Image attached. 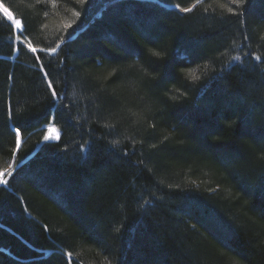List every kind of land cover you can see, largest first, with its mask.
Here are the masks:
<instances>
[{
  "label": "trees",
  "instance_id": "obj_1",
  "mask_svg": "<svg viewBox=\"0 0 264 264\" xmlns=\"http://www.w3.org/2000/svg\"><path fill=\"white\" fill-rule=\"evenodd\" d=\"M0 5V264H264V0Z\"/></svg>",
  "mask_w": 264,
  "mask_h": 264
},
{
  "label": "snow or ice",
  "instance_id": "obj_2",
  "mask_svg": "<svg viewBox=\"0 0 264 264\" xmlns=\"http://www.w3.org/2000/svg\"><path fill=\"white\" fill-rule=\"evenodd\" d=\"M88 0H80V3L84 4V3H87ZM247 2V0H233V3L234 4H239V5H244L245 3ZM175 7L180 10V11H183L184 13H188L190 11H192L191 8H182L180 7L179 4H176ZM229 12L233 11L231 8L228 9ZM4 13H5V16L6 18L11 21V22H14L15 24V27L16 29L18 30L19 34L16 36V39L18 41H20V44L21 45H24L25 42L23 40H21V36L23 35V32L25 31V29L21 26V21L20 20H15L14 17L12 16V14L10 12H8L7 9H4ZM242 14V13H240ZM77 16L80 15L79 12L76 13ZM114 25L118 24V20L114 21L113 22ZM69 27H71V25H69ZM124 40V37L123 35L116 29H114V41L113 42H117V41H123ZM126 43V41H125ZM26 47L28 48V50L33 53V54H36L38 51L40 52H43L44 49H37L36 47H33V45L31 44V42H28L26 44ZM59 46H57L58 48ZM117 47H124V44H121V43H117ZM57 48H51V49H48V52L52 53V54H55L57 52ZM19 50V49H17ZM124 50L127 51L129 54H132L131 53V50H130V46L129 47H124ZM91 53H89L87 50L83 51L81 53V55H90ZM103 55V53H101ZM157 56L160 55V53H156ZM37 60L39 59V56H36L35 57ZM233 59L239 61L241 59L240 56H235L233 57ZM257 60L261 59L260 57H256ZM45 78H46V84H47V87H48V90L50 92V97H51V104L53 106H55L61 99V93H59L56 88L53 86V83L50 79H47V73H45ZM206 107H211V105H206ZM47 128H48V132L51 133L52 131H54V129L52 128L51 124L49 123L47 125ZM15 132H16V145H17V149L19 148V145H20V136H21V129L20 128H16L15 129ZM44 140H49V139H59V135L55 136V137H52L50 134H46L44 137H43ZM218 145H209V147L211 148H217ZM152 147H155V145H152ZM15 155L16 153L14 152L13 153V159L12 161L9 163V166L7 169H4L3 171H0V185H7L8 184V179H5L4 177H13L15 173H17V170L19 168V165L18 163L16 162L15 160ZM261 195L264 196V183L261 184ZM4 212V207L2 204H0V215H2ZM68 255L70 256L71 253H68Z\"/></svg>",
  "mask_w": 264,
  "mask_h": 264
},
{
  "label": "rangeland",
  "instance_id": "obj_3",
  "mask_svg": "<svg viewBox=\"0 0 264 264\" xmlns=\"http://www.w3.org/2000/svg\"><path fill=\"white\" fill-rule=\"evenodd\" d=\"M0 9H1V11L3 12V14L5 15V13H4V9H5V8H3V7L0 5ZM12 23H13L14 28L16 29L14 22H12ZM16 30H17V29H16ZM17 31H18V30H17ZM52 128H53V127H52ZM53 129H54V128H53ZM46 134H50L52 137H55V136L58 135V132L54 129V131H52L51 133H49V132H48V128L46 127Z\"/></svg>",
  "mask_w": 264,
  "mask_h": 264
}]
</instances>
